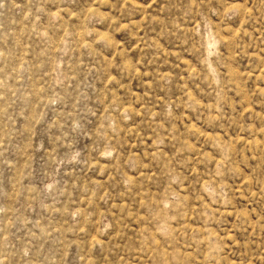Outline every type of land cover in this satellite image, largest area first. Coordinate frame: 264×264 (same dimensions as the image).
I'll return each instance as SVG.
<instances>
[{
    "label": "rangeland",
    "instance_id": "obj_1",
    "mask_svg": "<svg viewBox=\"0 0 264 264\" xmlns=\"http://www.w3.org/2000/svg\"><path fill=\"white\" fill-rule=\"evenodd\" d=\"M0 264H264V0H0Z\"/></svg>",
    "mask_w": 264,
    "mask_h": 264
}]
</instances>
